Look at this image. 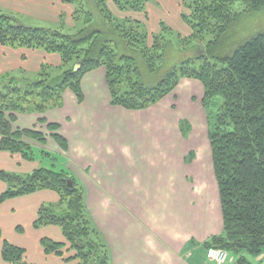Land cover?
<instances>
[{"label": "trees", "instance_id": "16d2710c", "mask_svg": "<svg viewBox=\"0 0 264 264\" xmlns=\"http://www.w3.org/2000/svg\"><path fill=\"white\" fill-rule=\"evenodd\" d=\"M110 1L120 10L144 14L149 2L63 0L73 5L76 25L82 23L77 33L28 26L10 13L0 14L1 46L56 53L61 57L58 69L63 70L53 77L49 69L55 68L44 62L36 78L25 82L12 77L10 83L0 87V151L19 153L24 160L34 161L35 153L27 140L45 144L48 136L37 129L14 128V113H44L62 105L68 89L83 102L82 81L91 70L106 67L111 104L130 110L159 103L184 76L197 78L206 88L205 106L209 107L217 97L223 99L215 119L210 121L209 138L224 227L223 233L212 236L204 247L227 249L235 258L232 264H252L253 258L264 253V33L241 43L231 55H222L218 48L225 46L226 35L242 19L237 4L245 12L259 11L264 0H183V8L189 14L184 9L181 16L192 29L190 38L206 41L205 50L177 62L154 85L146 80L170 63L168 36L176 30L165 20L159 22V30L150 32L137 18L119 19L109 6ZM39 121L45 123L46 119ZM47 125L50 136L64 150L68 149L67 139L58 132L60 124ZM69 179L75 187L68 186ZM0 180L7 184L0 194V204L44 189L59 193L60 203L67 202L68 209L62 214L54 213L52 206L41 207L33 223L35 229L57 226L66 239L60 242L43 237L41 244L46 254L76 264H109V248L91 223L84 192L69 171L57 170L54 165H38L26 175L2 169ZM95 232L102 243L93 238ZM0 239L5 262L35 264L27 261L23 247L3 237L1 227Z\"/></svg>", "mask_w": 264, "mask_h": 264}, {"label": "crops", "instance_id": "0c3cea01", "mask_svg": "<svg viewBox=\"0 0 264 264\" xmlns=\"http://www.w3.org/2000/svg\"><path fill=\"white\" fill-rule=\"evenodd\" d=\"M172 3L171 0L162 2L164 10L157 8L154 16L155 7L148 3V29L157 31L161 20L173 25L169 14L173 10L167 9ZM0 5L60 24L64 17L66 21L71 20L75 10L63 0H0ZM176 5L179 9L182 7ZM179 16L182 18L180 10ZM8 56L25 64L36 61L33 63L36 68H31V72L39 71L44 62H61L56 53L22 48L17 51L0 45V58ZM21 65L0 69L8 71ZM202 87L196 79H182L174 93L159 103L147 109L130 110L111 104L106 70L101 67L84 76V101H77L78 112L65 106L46 112L49 121L60 124V131L68 141L69 148L61 156L67 158L70 172L85 184L89 212L110 248L111 264H215L208 260L204 242L223 233L224 220L219 188L215 192L217 201L212 196L217 179L213 153L207 144L209 129L207 126V134H201L203 139L195 141L193 133L184 137L182 120L190 119L191 128L195 129L196 119L201 132L204 127L201 120L191 117L184 107H178L183 92L196 95ZM73 97L68 91L63 100L69 98L75 102ZM173 105L176 112L172 110ZM40 116L37 113L18 115L13 125L31 128ZM197 136L200 135L197 133ZM190 151L194 155L193 164L187 162ZM40 164L38 159L27 161L20 154L0 152V170L26 175ZM190 166L195 168L187 170ZM6 187L0 180V194ZM59 201V193L44 189L0 204L3 237L23 247L28 262L74 264L43 250V237L65 240L61 228L33 227L40 208ZM2 248L0 239V264H10L4 261ZM255 263L264 264V253L252 259V264Z\"/></svg>", "mask_w": 264, "mask_h": 264}, {"label": "rangeland", "instance_id": "374dc122", "mask_svg": "<svg viewBox=\"0 0 264 264\" xmlns=\"http://www.w3.org/2000/svg\"><path fill=\"white\" fill-rule=\"evenodd\" d=\"M161 1L162 2H167V0H149V2L151 4L150 6H154L155 7V10H153L155 13L152 14L153 16L156 15V13L158 12L157 8H160L161 11L164 10V5L162 4ZM171 1L173 3L171 5H167V9L169 8L170 10H173L169 14H170V16H171V18L173 20V25L175 27H172L173 25L171 26L169 23H167V24H169L172 28H174L176 30V33L170 34L168 36L169 37L168 42L169 41H171V42H169V44H167V48H168L169 56H171L172 59H170V63H168L167 66L165 65L162 69H160L157 74L150 75L148 77V79L146 80V83L149 84V85H154V84L158 83L159 80L163 76L166 75L167 71L170 70V68H172L173 66L177 65L176 64L177 62L180 63L182 60L183 61L187 60V58L194 57L197 54H199L200 51H204L205 50L204 48L206 47V44H207L206 41L201 42V41H198V40H195V39L191 40L190 36L192 35V29L184 21V18L182 19L179 16V10L182 13V11L185 9V13L187 15L189 14V10L186 9V8H183V4H182L183 0H171ZM149 2H147V5H148ZM176 4H180V7L181 6L182 7L179 9ZM109 6L112 8L114 16H116L119 19H122V18H125V17L126 18H132V19L137 18V19L143 21L144 25L145 24L147 25V23L150 20L148 10H147V12L145 14L144 13H137L136 11H134V10L132 11L131 9L120 10L119 7H117V5L113 1L109 2ZM170 6H171V8H170ZM237 10L243 13L242 19L240 21H238L237 24H235V26L232 28L230 33L226 35L225 46L218 48L219 52L222 55H226V56L227 55H231L232 53H234L237 50L238 46L241 43H243L245 41H248L251 37H254V36H256V35H258L260 33H264V7L259 9V11H248V12H245L243 10L241 4L238 3L237 4ZM2 12L3 13H10V14L16 16L18 18V20H20L22 23H24V24H26L28 26H31V25H33V26H41V27L42 26H47V27H51L53 29L54 28H59V29L61 28L64 32H68V33H77V31L82 27V23H78L77 25L74 23L73 16L71 17L72 21L70 19H68V21H66L65 17H64V19L63 18L60 19V21H61V24H60L59 22H56L54 20L51 21V20L45 19V18L41 19L40 17H34V16H31V15L30 16L24 15V13H22L20 10L19 11L18 10H14L12 8H9V7L6 8L5 6L0 5V14ZM152 29L153 30H150V32H154L155 28H152ZM159 29L160 28L158 27L157 30H159ZM179 34H180V37H179ZM150 41H151V39H150ZM172 45H173V47H172ZM16 50L19 51V49H16ZM4 55H5V57H7V54H4ZM10 58L11 57L6 58V59L4 57H2V59L0 58V67L1 66H9V65H14V66L18 67L21 64L22 65L19 68H16V69H13V70H8V71H6L4 69H0V87H2L3 84L6 83V82L10 83L11 82L10 79L12 77L14 79H16V80H26L25 82H28L29 80L34 79V78L37 77L38 71L37 72H31V68H32V70L33 69L35 70V68H36V65L33 64V63H37L36 61L32 62V65H31L29 63L28 64L27 63L25 64L23 62L20 63L16 58H14V59H13V57H12V59H10ZM52 65H53V67L55 69L50 68L49 72H51V74H52L51 76H53V77L55 76L56 77V75L60 74L63 70H62V68L58 69V67H61L59 64L55 63V64H52ZM103 67L106 68L105 66H103ZM144 70H146V68ZM186 78L193 79V78H190V77H187V76L182 77L183 80L186 79ZM182 79L178 83V86H179V84H181ZM194 79H196L198 82H200L202 84V82L199 79H197V78H194ZM15 83H16V81H15ZM16 84L20 87V83L19 84L16 83ZM202 85H203V87L201 88V90L199 92L196 91V95H195V93L193 95H190L191 92L190 93L183 92L182 95H181L182 98H183L181 104L178 105L176 103V105H178V107L179 106L182 107V108L184 107L186 109L187 113L191 114L190 115L191 117L194 116V117L198 118V120H201L203 122V127L204 128L201 129L202 130V132H201L200 129H199V121H197L195 119L196 125H195V129L194 128L193 129L197 130V132L195 131V133H194V130L191 128L192 123H191L190 119H188V120L184 119V120L181 121V124H182V127H183L182 130L184 132L183 136L184 137L185 136L186 137L187 136H191L192 133H193V139L195 141H196V138L203 139V136L201 134H204V132L207 130L206 129L207 126H208V129H209L210 121L215 119V115L217 114L218 109L221 107V104L223 103V99L220 98V97H217V98L212 100V102L210 103L209 107L205 106L204 100H205V97H206V95H205L206 88H205L204 84H202ZM175 89L171 93H174ZM68 91L73 93V96H74L73 100L75 102L70 101L69 98H66V100L64 101L63 98H62V105H59L57 107L49 108V109L46 110V112L48 110H53V109L57 110V108H60V107L62 108L64 106L67 107V108L72 107V111L74 110L75 112H78L79 109L76 107L78 99H77V96L75 95V93L71 89H68L63 94V97ZM79 103H82V102H79ZM176 105L172 106L173 112H176L175 111ZM192 105H193V107H196V108L193 109V108L189 107V106H192ZM46 112H44V113H40V112H36V111L31 112V113H29V112H23V113L15 112L14 114L16 115V117H18V115H23V114L29 115V114H34V113H37V114L41 115L38 118V121H36L35 126L31 127V129H34V130L37 129L38 131L42 132L45 136H48V138H47V143H45V144L40 143L38 141H34L32 139H28L27 140V142L30 144L33 152L35 153V160L34 161H36V159H38V160L41 161L40 165H45V166L54 165L55 167H57V170H61V168L62 169L65 168V170L70 172V170L67 168L69 166V162H68L67 158H63L61 156V153L62 152L65 153V150L60 146V144H58L54 140V138H52V136H50L51 135V131L49 130L47 124L48 123H54V122H51V121H49L47 119V117L45 116ZM51 114L53 116H55L54 115L55 112H51ZM41 118H45L46 122L45 123L40 122L39 120ZM110 118L112 119V114L111 113H110ZM192 121H193V119H192ZM14 128H15V126H14ZM58 132L61 133L60 129L58 130ZM209 132H210V129H209ZM197 133L200 136H197ZM207 144H210V146H211V141H210V138H209V134H208V142H207ZM2 151H0V152H2ZM211 151H212V147H211ZM188 156H189V158H187V162H191L193 157H194V155L192 156L191 151L189 152ZM54 158H56V159H54ZM27 161H29V160H27ZM193 163L194 162L192 161V164ZM212 164H213V155H212ZM213 166H214V164H213ZM194 168H195L194 166H192V167L190 166V167L187 168V170L194 169ZM214 173H215V171H214ZM186 174L189 175L188 172H186ZM70 175L71 176L73 175L75 181H77L78 186L80 188L82 187L81 190H82V192H84V198H85L84 199V204H85V206L87 208L86 212H88V215H90L91 223L93 224V226H95V229H98V231H100L99 230V226H96L95 222L93 221L92 215L89 212V208H88V204L89 203H88V200H87V194H86V191H85L84 182H82L81 180L79 181L78 177H76L74 172H70ZM83 186H84V188H83ZM215 186L216 187L213 188L212 196L213 197L215 196L214 197L215 201H217V198H216L217 195L215 194V192H218L219 186H218V184L215 185ZM215 201H213V204L215 203ZM50 206L53 207V211L56 214H62L64 212H66L67 209H68V204L65 201H64V203L55 202V203H47L46 204V207H50ZM94 234L95 235H93V238H95L96 240L98 239L101 242L100 237H98L100 232L98 233V235H97L96 232ZM100 236H101V234H100ZM64 241H66V239ZM104 241H105V239H104ZM105 243H106V241H105ZM106 245H107V243H106ZM107 247H108V245H107ZM102 250L104 251V249H102ZM109 251H110V248H109ZM61 260L64 261L65 259H61ZM109 260H110L109 264H111V251L109 253ZM73 263L76 264L77 262H73ZM225 264H232V263L231 262H227Z\"/></svg>", "mask_w": 264, "mask_h": 264}, {"label": "built area", "instance_id": "2783aa9c", "mask_svg": "<svg viewBox=\"0 0 264 264\" xmlns=\"http://www.w3.org/2000/svg\"><path fill=\"white\" fill-rule=\"evenodd\" d=\"M206 256L209 261L215 264H225L227 262H233L234 256L227 249L212 247L207 250Z\"/></svg>", "mask_w": 264, "mask_h": 264}, {"label": "water", "instance_id": "95a60500", "mask_svg": "<svg viewBox=\"0 0 264 264\" xmlns=\"http://www.w3.org/2000/svg\"><path fill=\"white\" fill-rule=\"evenodd\" d=\"M68 186L70 187V188H73V187H75L74 186V181H72V180H68ZM74 190V189H73Z\"/></svg>", "mask_w": 264, "mask_h": 264}]
</instances>
